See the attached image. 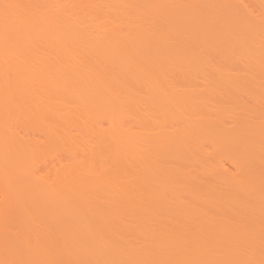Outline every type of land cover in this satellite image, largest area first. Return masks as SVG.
<instances>
[{
    "label": "bare ground",
    "instance_id": "1",
    "mask_svg": "<svg viewBox=\"0 0 264 264\" xmlns=\"http://www.w3.org/2000/svg\"><path fill=\"white\" fill-rule=\"evenodd\" d=\"M243 1L125 0L128 9L115 1L120 5H115L114 13L110 10L112 16L125 9L127 14L129 10L142 14L141 21L147 11L155 17L160 12L157 16L162 13L168 20L157 19L146 32L126 35V41L119 37L124 44L112 41L102 46L91 40V34L81 37L86 33L80 34L70 19L79 35L75 34L76 41L90 46L84 50L64 46L69 36L63 37L55 13L48 16L52 14L46 26L50 34L40 37L35 36L37 25L34 29L26 25L36 14L28 23L19 18L25 24L21 30L27 32L20 34L18 20L6 19L15 15L0 10L7 21L3 27H14L0 34V182L5 192L0 264H264V100L261 104L258 97L260 106L249 92L244 99L237 95L248 82L264 78V0H252L255 11ZM107 5L111 8L112 2ZM112 16L109 23H114ZM54 22L62 35L48 27ZM61 37L66 38L64 44ZM223 58L243 64V69L248 67L244 61L256 66L252 71L248 67L245 75L236 73L237 78L220 75L219 69L217 79L212 78L215 71L208 76V68L211 72L215 64L225 62ZM211 83L236 88L235 94L227 88L230 96L226 95H237L242 105L247 96L258 105L249 100L234 126L222 122V128L218 121L222 130L216 131V121L209 119L214 108L204 101L212 95ZM21 117L40 126L42 132L36 128L44 136L45 154L62 150L70 156L63 154L61 160L73 162L62 160L65 165L59 166L52 162L57 161L55 155L50 162L54 174L38 176L31 153L39 143L10 133ZM4 126L12 128L7 131ZM73 127L84 134L74 131L72 137ZM206 145L213 147L208 155L235 152L237 162L229 161L235 167L241 157L239 174H235L239 169L233 173L226 168L229 174L218 169L217 162L216 169L207 165ZM81 146L90 157L87 162L85 155L80 158ZM9 212L15 228L10 218L9 223L3 220ZM130 231L138 234L133 232V237Z\"/></svg>",
    "mask_w": 264,
    "mask_h": 264
},
{
    "label": "rangeland",
    "instance_id": "2",
    "mask_svg": "<svg viewBox=\"0 0 264 264\" xmlns=\"http://www.w3.org/2000/svg\"><path fill=\"white\" fill-rule=\"evenodd\" d=\"M32 1H34V0H2V2L0 3V10L2 9V10H4V9H6V10H8V11H6V10H4V12L6 13V15H9V14H11V15H15V18L14 17H11V16H7V17H10V18H7L6 16H5V14L4 13H2V12H0V13H2V14H0V34H2V32L4 31V28H6V27H3V24H7V21L10 19V21L13 19H15L16 20V22H17V20H18V24L19 25H21V26H19V25H17V23L16 22H14V23H16V25H17V28L16 29H18V27H19V30H21V28L20 27H22V26H24L23 25V23H19L20 22V20H24L23 22L24 23H28V21L29 22H31L32 20H33V17H34V15L36 14L37 16L36 17H38L39 19L41 18L42 19V22H39L38 23V20H36L34 23H33V21L35 20V19H37L36 17H34L35 19L32 21V23H30V24H32V25H28V24H26L30 29L32 28V29H34L33 28V26L35 25H37L35 28H37L36 29V31L38 32L37 34H36V31H35V36H40V37H42V34H48L49 32H51V30H48V29H46L47 27V21L49 22V20H48V18H50L51 16H52V14H50L51 16L50 17H48L49 16V13L51 12V13H55L58 17H56L55 16V19L54 20H57L56 18H59L58 19V21H57V23L59 24V23H61L62 25H63V27H65V30H67V31H65L64 30V28L62 27V26H60L62 29V32H63V34L65 35H67V36H64L63 35V37H68L69 36V38L67 39L68 41H66V38H62V41L61 42H63V44H64V41H66V43L64 44V46L66 45V46H68L69 47V45H70V49H76V50H84V48H86V46L88 45L87 43H82V41L81 42H78V41H76V38H78V37H76L75 36V34H77L78 32H76L77 30L78 31H80L81 30V32H79L80 34H85V35H82L81 37H87V34L88 35H90L89 37L90 38H92L91 40H93V41H97V40H99L100 42H102L101 43V45L102 46H105L106 44H109L110 45V43L112 44V43H114L115 41L117 42V43H114V44H118V42H119V40H120V38L121 37H123L122 38V40H127V37H126V35L127 36H129V37H131L132 35H134V36H136V35H138L139 33H138V31L139 32H146V30H145V28L147 27V26H149L150 24V26L149 27H151V26H153L154 25V21H156L157 19H159V20H168L166 17H164V16H162L161 14L159 15V16H157L159 13L158 12H156V17H155V14H150V15H148L147 14V12H145V15H144V17H141L142 18V20L143 21H141L140 20V16H142V14L139 16V15H136V14H134V13H136V12H132L131 10H129L128 11V13L129 14H127L126 12H125V9H122V10H119V11H123V12H125V13H123L122 15H121V12H120V16L118 15V16H116L117 15V13L115 14V18L112 16V13H111V11L110 10H112V8H113V13L115 12V9H116V7H115V5L117 4V6L118 5H120L121 4V7H123V8H126V5H125V0L123 1V0H111V1H109L110 3L112 2V5H111V8H110V6H106V4H108L109 2H107L106 0H42V1H40V2H38V0H35L34 2H32ZM44 1V2H43ZM85 1V2H84ZM104 1H106L104 4L103 3H101V2H104ZM115 1L116 2H119L120 4H118V3H116L115 4ZM230 1V0H229ZM232 1V0H231ZM250 1H251V3H250ZM4 2V3H3ZM21 2H22V4H21ZM87 2V3H86ZM96 2V3H95ZM98 2H100L99 4H98ZM113 2H114V4H113ZM236 2H242V0H236ZM252 0H244L243 1V3H245V4H247V6L249 7V8H252L254 11H255V9H257V8H254V7H256L255 6V3L253 2ZM14 3H16V4H14ZM36 3H38V5H36V6H33L34 4H36ZM40 3V4H39ZM61 3V4H60ZM33 4V5H32ZM95 4V5H94ZM125 5V6H123V5ZM252 4H254V6L252 5ZM26 5V6H25ZM39 5H41V6H39ZM65 5L67 6V7H65ZM100 5V6H99ZM110 5V4H109ZM3 6V7H2ZM19 6V7H18ZM21 6V7H20ZM69 6V7H68ZM93 6H96V8L94 7L93 8ZM97 6H99V7H97ZM101 6H103V7H101ZM15 7H17V8H15ZM60 7V8H59ZM120 7V6H119ZM92 8V9H91ZM100 8H102V9H100ZM118 8V7H117ZM27 9H31L30 11L32 12H29V10H27ZM84 9V10H83ZM96 9V10H95ZM99 9V10H98ZM106 9H108V13L106 12L107 10ZM120 9V8H119ZM126 9H128V8H126ZM20 10H22V11H24V13H26V16H22V15H25V14H23V12H22V14H18V13H21L20 12ZM34 10H39L40 12H43V17H40L39 15H41L42 13H38V11H34ZM51 10V11H50ZM106 10V11H105ZM62 11V12H61ZM65 11V12H64ZM117 12H118V9L116 10ZM143 11H145V9L143 10ZM257 11V10H256ZM7 12H8V14H7ZM58 13V14H57ZM66 13H68V17H67V14ZM72 13H74L73 15H72ZM107 13V14H106ZM111 13V14H110ZM141 13V12H140ZM33 14V16H31ZM54 14V15H55ZM108 14L110 15V16H108ZM118 14H119V12H118ZM130 14H132L133 16H134V18L130 15ZM137 14H138V12H137ZM53 15V16H54ZM73 17H72V16ZM147 15V16H146ZM29 16V18H27ZM112 16V18H111V20L112 21H114V23L112 24L111 23V21H110V23H109V19L110 18H108V17H111ZM125 16H128L127 18H125ZM136 16H138V18L136 17ZM148 16H149V18H148ZM5 17H6V19H7V21H5L4 22V19H5ZM24 17V18H23ZM71 17V18H70ZM121 17H123V18H121ZM154 17V18H153ZM159 17V18H158ZM162 17V18H161ZM12 18V19H11ZM18 18V19H17ZM19 18H21L20 20H19ZM31 18V19H30ZM125 18V19H124ZM136 18V19H135ZM164 18V19H163ZM5 19V20H6ZM41 19H40V21H41ZM75 23V24H78L77 25V27H76V29L77 30H74L75 29V26L76 25H74L73 26V23H72V21ZM114 19H116V20H114ZM128 19V20H127ZM145 19H147V20H145ZM59 20H60V22H59ZM124 20V21H123ZM142 22V24L145 26L144 28L143 27H141V26H143L140 22ZM10 21H9V24H10ZM70 21V22H69ZM77 23H76V22ZM128 21V22H127ZM134 21L136 22V24L134 25ZM146 23H145V22ZM12 22V23H13ZM53 22V21H52ZM117 22V23H116ZM121 22H122V24H121ZM138 22L141 24V26H139V24H138ZM147 22H148V25H147ZM11 23V24H12ZM55 23V22H54ZM50 24L48 27H51L52 26V28L51 29H53L52 30V32L53 33H57L58 31L60 32L61 30H59V29H57V27H58V25H56V23L55 24ZM71 23H72V25H71ZM126 23H129V25L128 24H126ZM160 22L158 21V24H159ZM10 24V25H11ZM137 24H138V26L139 27H137ZM156 24V23H155ZM157 24V25H158ZM16 25H15V27H16ZM80 25V28L78 27ZM110 25H111V27H110ZM115 25V26H114ZM120 25V26H119ZM6 26V25H5ZM57 26V27H56ZM70 26V27H69ZM8 27V26H7ZM115 27V28H114ZM116 27H118V28H116ZM121 27V28H120ZM137 28V30H136V28H135V30H132V29H130V28ZM149 27H147V28H149ZM12 28H14V27H12ZM12 28H6V32H10V30H7V29H12ZM24 28H25V26H24ZM126 28V29H125ZM143 30H141V29ZM146 28V29H147ZM15 29V30H16ZM30 29L28 30V28H27V30L31 33V31H30ZM68 29L70 30L71 29V32H72V34L71 33H69V31H68ZM83 29H85V30H83ZM111 29V30H110ZM112 29H113V31H112ZM3 30V31H2ZM49 32H48V31ZM83 30V31H82ZM114 30H116V31H114ZM129 30H131L132 32H129ZM141 30V31H140ZM23 31H25L26 32V29L24 30V29H22L21 31H19L20 32V34L23 32ZM34 31V30H33ZM135 31V32H134ZM16 32H18V30L16 31ZM62 32H60V34L62 33ZM116 32V33H115ZM138 34H137V33ZM4 33V32H3ZM27 33V32H26ZM69 33V34H68ZM115 33V34H114ZM122 33V34H121ZM126 33H128V34H126ZM25 34V33H24ZM32 34V33H31ZM31 34H28L29 36L31 35ZM39 34V35H38ZM50 34V33H49ZM71 34V35H70ZM102 34V35H101ZM34 34H32V36H33ZM62 35V34H61ZM78 35V34H77ZM97 35V36H96ZM107 35V36H106ZM112 35H116L117 37V40L114 38V37H112V38H110ZM76 38H75V37ZM79 36V35H78ZM94 36H96V37H94ZM106 36V37H105ZM126 37V39H124L125 37ZM133 36V37H134ZM88 37V38H89ZM98 37H99V39H98ZM120 37V38H119ZM75 38V39H74ZM97 38V39H96ZM118 38H119V40H118ZM65 39V40H64ZM73 39L76 41V43L73 41ZM113 39H115V40H113ZM64 40V41H63ZM107 40H110L109 42H107ZM128 40H129V38H128ZM130 40H131V38H130ZM112 41H114V42H112ZM103 42H107V43H103ZM130 42V41H129ZM68 43V44H67ZM124 44V41H120L119 42V44ZM131 43V42H130ZM134 43V42H133ZM40 44H42V38H41V43ZM84 44H86V45H84ZM100 43H98L97 45H99ZM138 44H139V42H138ZM81 45V46H80ZM101 45L99 46L100 48H102L101 47ZM140 45H141V43H140ZM42 46V45H41ZM63 46V45H62ZM65 46V47H66ZM89 46V45H88ZM84 47V48H83ZM90 47V46H89ZM89 47H87L88 49H89ZM96 47H98V46H96ZM108 47V46H107ZM78 48V49H77ZM224 59V61H225V58H223ZM221 60V59H220ZM227 60V59H226ZM233 61H234V59H232ZM217 61H219V60H217ZM223 60H221L220 62H219V65H217V64H215L216 66H214V69H213V67H212V74L210 75V70H211V68H208V76H212V75H214L213 73H214V71H215V74L216 75H214V76H212V78H214V79H217L218 78V76H217V70H218V73L220 74V75H222V74H225V76L227 75V76H231V77H234V78H237V76H235V75H237V74H239V75H245L246 74V72H247V70L246 69H248V67H249V65H245L246 64V61H244V60H242V62L244 63V66L245 67H247V68H244L243 69V67H241L240 66V64L238 63V62H233V63H231L230 62V60H227V62L225 61V62H222ZM230 63H229V62ZM236 61H238V60H236ZM241 61V60H240ZM228 63V64H227ZM238 63V64H237ZM230 64H233L234 65V70L232 69L233 68V65H232V67L231 68H229L231 65ZM250 64V63H249ZM239 65V66H238ZM218 66V67H217ZM223 66V67H222ZM227 66H229V67H227ZM238 66V67H237ZM251 67H249V69L252 71L253 70V68H252V66L254 67V66H256V65H250ZM227 67V68H226ZM240 67V68H239ZM215 68H216V70H215ZM237 68V69H236ZM241 68H242V70H241ZM210 69V70H209ZM230 69V70H229ZM248 69V70H249ZM255 69H257L256 67H255ZM207 70V69H206ZM250 70H249V72H250ZM259 71V70H258ZM258 71H257V73H258ZM207 72V71H206ZM241 72H243V73H241ZM255 72V71H254ZM254 72L252 73L251 72V74H253V76L255 77V75H257V74H254ZM237 73V74H236ZM206 74V73H205ZM238 75V78H240V76ZM248 73H247V76L246 77H248ZM207 76V75H206ZM263 76H264V74H263ZM250 77H252V76H249L248 78H250ZM208 78V80H209V77H206V79ZM211 78V77H210ZM242 79H245V78H243L242 77ZM262 79H264V78H262ZM262 79H259V81L260 80H262ZM207 80V81H208ZM256 81V80H255ZM258 81V80H257ZM257 81H256V83L254 82V81H251L252 82V84H251V82H248L247 83V86L246 87H241V88H239V90L241 89L242 90V92H241V90L239 91V94H237V95H240V97L242 96H246L247 94H248V92H249V95H251L254 99L253 100H255V99H257V100H255V101H257V103H258V101H259V98L258 97H260V101H261V104L264 102H262V100H264V93H262L263 94V96L261 95V94H259V93H261V89H262V92L264 91V83H263V81L264 80H262V82H260L259 83V85H261V86H259L258 84H257ZM258 81V82H259ZM256 84H254V83ZM207 83V82H206ZM214 83V82H213ZM204 84H205V82H204ZM216 84V83H215ZM212 85V83H211V86H213V87H211V88H213V91H212V95L210 96V95H208V96H210L211 98L209 99V97L207 96L206 97V100H204L205 102L207 101V103L209 102V104H207L208 105V108L209 109H211V110H213L212 108H214V110L213 111H211L212 112V114H209V115H211V116H209V119L210 118H212V122L213 121H216V124H217V128L218 129H216V131L217 130H220V128H219V125H220V123L222 124V122L224 123V122H226V126L227 125H235V121L237 122V121H239L241 118H239V115H241V117H242V115H244V111H243V106L245 105V104H247L248 102H249V104H250V101H253V100H250V99H252V97L251 98H249L248 99V96L247 97H245V99H246V101L245 102H247V103H243L244 105H242V103L241 102H239V101H241L240 99L241 98H237V97H235V96H237V95H235V96H231V97H229L230 95H229V93L234 89V90H236V88H234L233 87V89L231 88L232 86H229L230 88H228V92H227V88H225V86H223V85H219V84H216V85H219V87H217L216 85ZM249 84V85H248ZM253 85V87L251 86V85ZM208 85H210V81H209V84H207V85H205V86H207V89L209 88L208 87ZM246 85V84H245ZM244 85V86H245ZM258 85V86H257ZM227 86V85H226ZM249 86H251L252 87V89H250L249 88ZM258 88H260V89H257V87ZM255 87V88H254ZM206 88V87H205ZM224 89L226 90V91H224ZM257 90H260L259 92L257 91ZM237 91H238V87H237ZM253 93H251V92ZM254 91V92H253ZM258 93H257V92ZM222 92V93H221ZM233 93H234V91H232ZM240 92H241V94H240ZM221 93V94H220ZM223 93H224V95L225 96H228V97H225L224 96V98H223ZM226 93H228V95H226ZM235 94V93H234ZM244 94V95H243ZM255 94H256V96H255ZM221 95V96H220ZM220 97H222L221 99H220ZM232 97L234 98L233 99V101L234 102H232ZM250 97V96H249ZM237 98V99H236ZM208 99V100H207ZM239 99V100H238ZM243 99H244V97H243ZM217 100V101H216ZM250 100V101H249ZM211 101V102H210ZM212 101L214 102V104L212 103ZM225 101V102H224ZM244 101V100H243ZM242 101V102H243ZM254 102V101H253ZM212 103V104H211ZM233 103H236L235 105L233 104ZM252 103V102H251ZM255 104H257L256 102H254ZM206 104H205V106H206ZM232 104V105H231ZM253 104V103H252ZM259 104V103H258ZM257 104V105H258ZM261 104H259L260 106H262V105H264V103L261 105ZM216 106V107H215ZM235 106V107H234ZM237 106V107H236ZM211 107V108H210ZM247 107H249V106H247ZM221 109V110H220ZM226 109H227V111H226ZM238 109H239V111H241V114H240V112H238ZM208 110V109H207ZM220 112H219V111ZM209 112H210V110H208ZM219 112V113H214V112ZM225 113H224V112ZM210 112V113H211ZM214 113V114H213ZM232 113H233V118H232ZM237 113V114H236ZM243 113V114H242ZM207 114V113H206ZM215 117H214V116ZM208 116V114L206 115V117ZM236 116V117H235ZM7 117V120H8V116H6ZM11 118H13L12 116H10ZM20 117V116H19ZM18 117V118H19ZM223 117V118H222ZM15 118V120L17 119V116H15L14 117ZM14 118L12 119V120H14ZM22 118V117H21ZM214 118V119H213ZM217 118V120H215ZM220 118V119H219ZM238 120H237V119ZM225 119V121H223ZM233 119V120H232ZM236 119V120H235ZM11 120V121H12ZM18 120V119H17ZM26 120L27 119H25V118H22V119H19V122L18 121H16L17 122V124L15 123L14 125H13V129H14V126L15 125H17V127L18 128H15L16 130H10V131H13V132H10V133H14L13 134V136L14 135H17V138L18 139H29V138H31L30 140L32 141V142H34V144L35 145H37L35 142H38L39 144L36 146L37 148L31 153L33 156L35 155V157H38L39 159H41V160H39L38 158H33V161L35 162L33 165L35 166L34 167V170H37L38 172H36V174L38 175H40V177H42V175L43 176H45V177H50L49 175L50 174H54V171H53V168H55V165L53 164H50V162H51V160L54 158V156L57 158L56 160L57 161H54L55 160V158H54V160H52V162H57L58 164H59V166H60V164H61V162H63L62 160H64V158L61 160V156L64 154L65 155V153L66 152H63L62 150V153H61V151H59V152H55V150H54V152H49L48 150H46V151H48V152H46V153H48V154H45V151H44V149L45 148H42V140L44 139L43 137L44 136H42L43 134L41 133L42 132V130H41V128H40V126H37V125H35V124H33V123H35V122H33V123H31L32 121H30V124H29V120L26 122ZM5 121L6 120H4V122L3 123H5ZM9 122L10 124H13L15 121H13V123L12 122ZM220 123H219V122ZM101 122V121H100ZM227 122H228V124H227ZM234 122V123H233ZM28 123V124H27ZM6 126H7V121H6ZM104 124V125H103ZM224 124H222V128L224 127L223 125ZM9 125V124H8ZM34 125H35V127H34ZM98 125H99V127L101 126V125H103L102 127L103 128H105L106 127V124L105 123H99L98 122ZM36 126H37V128H38V130L40 129L41 130V132H39L38 130H37V128H36ZM213 126H215V125H213ZM5 127V126H4ZM16 127V126H15ZM25 127H26V129H25ZM31 127V128H30ZM229 127V126H228ZM6 128V127H5ZM5 128H4V130H5ZM10 128H12V127H9V129ZM36 128V130H34ZM78 128V127H77ZM77 128L76 127H73L72 129H70V133L72 134V132L74 133V131H76V133L77 134H79V132H80V129L78 128V130H77ZM87 128H88V126H87ZM214 131H215V129L213 128V127H211ZM222 128H221V130H222ZM8 128H6V130H7ZM8 129V130H9ZM33 129V130H32ZM75 129V130H74ZM7 130V131H8ZM220 130V131H221ZM38 131V132H37ZM82 131V130H81ZM215 131V132H216ZM7 134H8V132H6ZM9 133V134H10ZM25 134V135H24ZM81 134H84V133H80L79 135H81ZM86 134V133H85ZM220 134V133H219ZM87 135V134H86ZM27 138H26V137ZM28 136H29V138H28ZM72 137H73V134L71 135ZM78 136V135H77ZM82 136V135H81ZM85 136V135H84ZM83 136V137H84ZM33 138V139H32ZM35 138V139H34ZM43 138V139H42ZM80 138H82V137H80ZM38 139L40 140V141H38ZM83 139V138H82ZM34 140V141H33ZM85 141V140H84ZM86 142V141H85ZM210 142H207L206 144H209ZM85 144V143H84ZM212 146H213V144H211ZM85 146V145H84ZM83 146V147H84ZM86 146H87V143H86ZM84 147V148H86V150H88V146L87 147ZM82 146L81 147H79V149H80V151H83L81 148H83ZM206 148L208 149L205 153H206V158H208L207 159V165L208 164H210V163H212L213 164V167H215L214 169H216L217 168V163H218V169L219 168H221L222 170L224 169V172H227V170L228 169H230V172L232 171L233 173L235 172V171H237L238 169H239V171H237V172H235V174H239V172H240V167L239 166H241V161H240V158H239V156H237V159L239 158V164L235 167V166H233V164L235 163L234 161H236L237 162V160H233L234 159V155L236 154L235 152H228V151H222V150H218V152L216 151H214V153L213 154H215L214 155V157H212V152H211V154L212 155H208V153H209V151H211V149L213 148H211V146L210 145H206ZM220 148H221V146H220ZM43 149V150H42ZM39 151V153H38V151ZM58 150V149H57ZM60 150V149H59ZM213 150V149H212ZM44 152V153H43ZM84 152V151H83ZM88 152H89V150H88ZM224 152H225V154L226 155H228L227 156V158H225L224 157V155H222L221 156V153H223L224 154ZM226 152H228V154L226 153ZM41 153V154H40ZM51 153V154H50ZM53 153H55L54 155H53ZM61 155H60V154ZM80 153V152H79ZM79 153H78V155H79ZM232 153H234V154H232ZM38 154H39V156L41 157H39L38 156ZM44 154H45V156H44ZM81 154H82V156H80V158L81 157H83V155H85V152L84 153H82L81 152ZM80 154V155H81ZM89 154V153H88ZM216 154H218V155H216ZM52 155V156H51ZM68 155L70 156V154H68L67 153V155H65L64 157L65 158H67L68 157ZM230 155V156H229ZM232 155V156H231ZM60 156V157H59ZM73 156H74V154H73ZM208 156V157H207ZM219 156V157H218ZM234 156V157H233ZM51 157H52V159H51ZM75 157V156H74ZM73 157V158H74ZM85 158V160H86V157H87V152H86V155L84 156ZM230 157H231V159H230ZM71 158H72V156H71ZM79 158V159H80ZM87 158H90L89 156L87 157ZM212 160H211V159ZM37 159V160H36ZM75 159V158H74ZM78 159V160H79ZM83 159V160H84ZM216 161H215V160ZM39 160V161H38ZM70 159H66V161L64 160V162H68ZM87 160H90V159H87ZM87 160H86V162H87ZM231 160L234 162H232V164L231 163H229V161L231 162ZM39 163H38V162ZM41 161V162H40ZM70 161H72L73 162V159H71ZM70 161L68 162V163H70ZM215 161V162H214ZM209 162V163H208ZM217 162V163H216ZM222 162V163H221ZM38 163V164H37ZM68 163L66 164V166L68 165ZM215 163V164H214ZM63 164V163H62ZM61 164V165H62ZM73 164V163H72ZM49 165H52V166H50L49 167ZM57 165V164H56ZM63 165H65V164H63ZM62 165V166H63ZM70 165V164H69ZM236 165V164H235ZM65 166V167H66ZM211 165H209L208 166V168L210 167ZM36 167H38V168H36ZM45 167V168H44ZM97 168V167H96ZM212 168V167H211ZM226 168H227V170H226ZM44 169V170H43ZM50 169V170H49ZM220 169V170H221ZM209 170V169H208ZM221 170V171H222ZM226 170V171H225ZM51 171H53V173L51 172ZM51 172V173H50ZM40 173H42V175L40 174ZM46 173H48V175L46 174ZM228 174H229V172H227ZM226 173V174H227ZM38 175V176H39ZM47 175V176H46ZM232 175V174H231ZM234 176V175H233ZM239 176V175H238ZM236 177H237V175H236ZM49 179H51V178H49ZM0 200L1 199H4V189L2 188V183L0 182ZM220 185V184H219ZM221 185H223V184H221ZM5 186V185H4ZM3 186V187H4ZM5 188V187H4ZM224 188V187H223ZM222 189V188H221ZM2 190V191H1ZM223 190V189H222ZM3 193V194H2ZM2 196V197H1ZM4 196V197H3ZM2 201H4V200H1L0 201V204H1V202ZM2 204H3V202H2ZM2 204H1V206L0 207H2ZM10 213V212H9ZM8 213V214H9ZM8 214L5 216L4 215V217H3V220H4V218L7 220V218H8V220H9V218H10V220H11V222L12 223H10V224H13V226H14V228H15V220L13 221V219L11 218V216L10 215H12L11 213L9 214V216H8ZM8 216V217H7ZM15 217V216H14ZM5 220V221H6ZM8 220H7V222H5V223H9L8 222ZM10 224L8 225V224H6V228L8 229V228H11V226H10ZM12 229V228H11ZM10 229V230H11ZM10 232H14V230H11ZM116 232V231H115ZM131 232L133 233L134 231H130V234H131ZM120 233V232H119ZM127 233V232H126ZM128 233H129V231H128ZM134 233H136V234H138V232H134ZM134 233L131 235V236H133L134 235ZM129 234V235H130ZM131 236H130V238H131ZM134 237V236H133ZM133 237L131 238V240L133 239ZM136 237V236H135ZM137 240V239H136Z\"/></svg>",
    "mask_w": 264,
    "mask_h": 264
}]
</instances>
